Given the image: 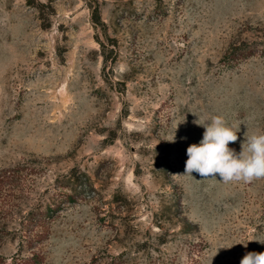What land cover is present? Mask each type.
<instances>
[{"label":"rangeland","instance_id":"rangeland-1","mask_svg":"<svg viewBox=\"0 0 264 264\" xmlns=\"http://www.w3.org/2000/svg\"><path fill=\"white\" fill-rule=\"evenodd\" d=\"M213 116L264 132V0H0V256L264 252V179L182 175Z\"/></svg>","mask_w":264,"mask_h":264},{"label":"clouds","instance_id":"clouds-1","mask_svg":"<svg viewBox=\"0 0 264 264\" xmlns=\"http://www.w3.org/2000/svg\"><path fill=\"white\" fill-rule=\"evenodd\" d=\"M196 123L205 131L199 144L187 148L188 159L182 175L193 177L195 172L203 180L217 179L218 176L226 184H248L264 179V132L253 135L246 132L242 151L237 154L229 147L238 140L239 130L235 124L228 125L222 116H213L210 123L202 124L199 120ZM170 141H174V134ZM244 246L247 247V243ZM240 264H264V252H248Z\"/></svg>","mask_w":264,"mask_h":264},{"label":"trees","instance_id":"trees-1","mask_svg":"<svg viewBox=\"0 0 264 264\" xmlns=\"http://www.w3.org/2000/svg\"><path fill=\"white\" fill-rule=\"evenodd\" d=\"M94 15H97L98 13L95 11L93 12ZM237 55H244L243 52H237ZM12 177H14V174L11 173V171L8 169L3 170L0 173V188L8 182H10L11 179H13ZM7 181V182H5ZM35 219H42V217H38V216H34ZM44 217V216H43ZM37 221V220H36ZM35 222H32V224H34ZM120 261H118L117 263L119 264ZM40 263L39 261V254L38 253H33L32 256H28V257H21V258H13L10 262L7 261V259H5L4 257L0 256V264H38ZM116 263V264H117ZM150 264H164V262H157L155 261L154 263H150Z\"/></svg>","mask_w":264,"mask_h":264}]
</instances>
